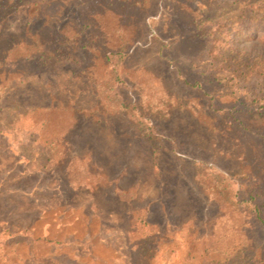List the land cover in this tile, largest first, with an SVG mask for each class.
Masks as SVG:
<instances>
[{
  "label": "rangeland",
  "instance_id": "rangeland-1",
  "mask_svg": "<svg viewBox=\"0 0 264 264\" xmlns=\"http://www.w3.org/2000/svg\"><path fill=\"white\" fill-rule=\"evenodd\" d=\"M106 2L0 0V264H264V0Z\"/></svg>",
  "mask_w": 264,
  "mask_h": 264
},
{
  "label": "trees",
  "instance_id": "trees-1",
  "mask_svg": "<svg viewBox=\"0 0 264 264\" xmlns=\"http://www.w3.org/2000/svg\"><path fill=\"white\" fill-rule=\"evenodd\" d=\"M115 2L119 4H127L133 7L138 5V8L135 9L136 12L134 13L131 12L130 19H134L135 17V19L138 20V18L140 17L139 20H141V18L145 17L144 13L147 10L146 0H108V2L106 3L109 6H113ZM106 9L114 11V9L110 7ZM123 14L125 13H121V15ZM96 19L97 17L94 16V20ZM122 27L123 26L117 25V27L115 28L117 30L115 35L120 38L119 39L120 44H117L113 48L111 47L109 50H105L104 51L105 54H103L104 59L113 65V71H116V68L123 61L127 53V50L129 48V45H131L135 41L134 40L135 34H131V32L122 31ZM83 28H85V30L89 29V32L85 36V42H84L85 48L90 50L92 53L97 54L98 53L97 49L102 48L100 46V42H98L97 39L99 37H103L104 35L101 25L94 21V22H90L86 24L85 27ZM68 30L69 29L65 27L59 32V34L47 35V36H44L42 33L35 34L30 39V41L26 43L24 47L25 50L23 53H25L27 57L38 56L39 59L48 68H53L55 65L59 64L62 61L73 59L71 50L68 46V44H71V41H72L71 36H69L68 34L69 33ZM74 35L78 37L80 35V32H74ZM113 75H114L113 83H111L109 87H110V90L115 95L117 93L116 84L118 82V77L114 73ZM255 119L258 121H264V115L257 113L255 115ZM255 215L257 216V219L261 222L262 226L264 227V217L261 215V209L256 208ZM261 257H263V261H264V255Z\"/></svg>",
  "mask_w": 264,
  "mask_h": 264
}]
</instances>
